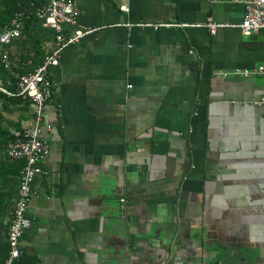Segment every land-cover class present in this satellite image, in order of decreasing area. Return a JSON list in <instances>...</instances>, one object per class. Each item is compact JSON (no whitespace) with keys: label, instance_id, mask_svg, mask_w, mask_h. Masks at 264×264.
<instances>
[{"label":"crops","instance_id":"0c3cea01","mask_svg":"<svg viewBox=\"0 0 264 264\" xmlns=\"http://www.w3.org/2000/svg\"><path fill=\"white\" fill-rule=\"evenodd\" d=\"M76 1L64 30L95 31L50 69L48 173L14 264H264V76L221 73L264 64V30L196 25L238 23L237 0ZM0 159L2 258L20 174Z\"/></svg>","mask_w":264,"mask_h":264},{"label":"built area","instance_id":"2783aa9c","mask_svg":"<svg viewBox=\"0 0 264 264\" xmlns=\"http://www.w3.org/2000/svg\"><path fill=\"white\" fill-rule=\"evenodd\" d=\"M243 9V16L238 23H219L208 19L198 26L208 28L215 33L218 28L224 26H237L243 34L251 35L259 30H264V0H237ZM120 9L128 11L126 4L120 5ZM82 9L76 0H40L37 6L36 15L43 21V25L56 30V36L51 50L46 54L42 64L38 65L34 71L24 74H17V84L15 92L8 91L0 86V89L10 95L18 94L29 99L32 106V124L22 128H11L12 135L3 146L7 160L22 161L21 174L16 196L13 201L10 216L6 222V238L8 251L4 260L0 264H14L19 258L22 250L21 240L25 231L31 226L32 220L27 215V208L31 198L35 195L33 182L38 175H45L48 170L45 161L50 154L51 145L48 138V131L51 125L45 118V106L51 99L54 82L50 75V69L60 63L64 49L80 41L84 36L95 31L89 27L73 32H66V25L75 24L80 17ZM129 29L133 26H150L158 28L168 26L170 23L145 22V23H123ZM22 34V17L18 14L8 24L0 28V45L9 44L13 39L19 38ZM2 61L6 67H10L7 51L3 53ZM222 74H234L240 76H250L257 74L264 76V64H259L252 69H234ZM254 104L263 105L264 95L257 99H252Z\"/></svg>","mask_w":264,"mask_h":264},{"label":"trees","instance_id":"16d2710c","mask_svg":"<svg viewBox=\"0 0 264 264\" xmlns=\"http://www.w3.org/2000/svg\"><path fill=\"white\" fill-rule=\"evenodd\" d=\"M40 0H0V28L11 22L18 14L22 17V34L9 44L0 45V86L15 92L17 74L34 71L43 63L46 54L51 50L56 30L43 25V21L36 15ZM19 49V52L17 50ZM7 51L10 67L2 61L3 53ZM0 105L2 112L11 113L17 109H31V101L18 94L10 95L0 89ZM22 128L19 122L14 124L0 113V151L4 143L11 138V128ZM3 162L0 159V163ZM7 166H13L15 174H21L22 161H9ZM0 226H2L0 224ZM7 229V228H6ZM6 255L0 258L4 260Z\"/></svg>","mask_w":264,"mask_h":264},{"label":"rangeland","instance_id":"374dc122","mask_svg":"<svg viewBox=\"0 0 264 264\" xmlns=\"http://www.w3.org/2000/svg\"><path fill=\"white\" fill-rule=\"evenodd\" d=\"M0 113H2L6 118H9L11 121H17L22 125L29 126L32 124L31 110L28 109H17L11 113L2 112L0 105Z\"/></svg>","mask_w":264,"mask_h":264}]
</instances>
